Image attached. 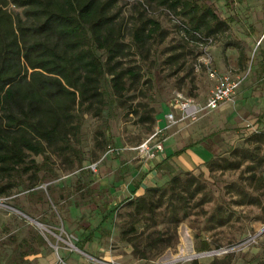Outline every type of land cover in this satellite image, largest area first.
Listing matches in <instances>:
<instances>
[{
  "label": "rangeland",
  "instance_id": "rangeland-1",
  "mask_svg": "<svg viewBox=\"0 0 264 264\" xmlns=\"http://www.w3.org/2000/svg\"><path fill=\"white\" fill-rule=\"evenodd\" d=\"M137 2L119 0L116 6L118 20L125 28L123 41L130 45L118 63L138 72L133 88L120 100L111 101L100 114L82 115L78 135L71 140L69 150L63 156H50L48 166L53 173L48 176L45 170L41 171L37 174L40 180L31 188L18 186L0 194L3 203L0 206V264H8L9 260L10 264H34L33 252L51 256V264H56L57 256L71 264H88L82 254L69 250L66 244L79 245V239L85 234L79 230L80 225H90L92 229L83 249L85 253L96 257L105 251L109 258L123 264H166L173 259H177L175 264H190L192 260L206 264L211 261L214 264H264V230L255 243L246 248L233 249L223 255L190 258L201 245L228 247L264 225L261 217L264 209V33L263 38L258 37L264 29V0H198L209 5L225 23L223 30L212 34L208 50L210 67L244 78L234 93L233 103L224 106L220 115L215 111L206 112L182 126L212 125L215 132L209 135L208 144L212 146L215 160L219 164L227 160L241 162L238 167L211 172L205 166L202 170H190L196 181L204 185L203 193L209 201L190 210L187 218L178 223L177 244L148 261L132 256L130 246L119 236V229L135 218L129 202L133 198L124 200L114 212L106 215L89 211L78 217L68 206L85 199L91 203L84 209L100 205V200L92 201L94 186L91 187L90 182L96 185L94 180H88L87 186L75 179L78 175H85L87 179L99 176L106 160V165L110 166L115 159L108 157L100 161L94 174L85 169L88 163L101 158L105 145L134 147L152 132L156 117L162 116L159 113L175 91L201 102L214 85L201 63L202 48L195 42L183 40L175 26L177 23L163 7L151 5L143 9ZM139 13L153 18L159 26V33L153 34L142 50L132 46L129 35V28ZM173 15L186 25L184 18ZM240 53H245L243 66L237 64ZM147 114L154 115L152 123L142 118ZM252 134L259 135L261 140L251 139L255 137H251ZM231 149H236L235 155H231ZM241 149L255 153V159H241L238 156ZM35 159L40 161V157ZM215 206L227 216L223 225L205 222ZM161 210L155 208L157 213ZM95 226L107 227L109 231L99 238L100 229ZM56 236L59 239L56 240Z\"/></svg>",
  "mask_w": 264,
  "mask_h": 264
},
{
  "label": "trees",
  "instance_id": "trees-1",
  "mask_svg": "<svg viewBox=\"0 0 264 264\" xmlns=\"http://www.w3.org/2000/svg\"><path fill=\"white\" fill-rule=\"evenodd\" d=\"M118 1L0 0V194L18 186L31 188L40 180L37 174L41 171L48 176L53 173L48 166L50 156L69 150L82 115L100 114L133 88L138 72L118 63L130 48L123 41L125 28L118 20ZM137 4L143 9L160 6L184 18L187 29L175 26L185 42H196L188 29L212 36L225 27L213 9L198 0H138ZM139 17L129 35L132 46L142 50L159 33V26L151 17L140 13ZM243 63L240 55L237 64ZM142 118L152 123L154 115ZM251 137L261 140L259 135ZM234 152L236 149L230 150L231 155ZM238 156L254 160L256 154L242 150ZM240 162L219 164L211 156L204 166L211 172L238 167ZM169 169L164 184L147 187L129 201L135 218L119 229L132 256L144 261L174 247L178 223L190 210L209 201L204 185L190 171ZM47 197L51 201L49 191ZM155 208L162 210L157 213ZM261 215L264 220V209ZM226 221L219 206L205 217L211 225ZM75 245L81 249L80 242ZM209 248L201 245L196 251ZM190 264L206 263L192 260Z\"/></svg>",
  "mask_w": 264,
  "mask_h": 264
},
{
  "label": "crops",
  "instance_id": "crops-1",
  "mask_svg": "<svg viewBox=\"0 0 264 264\" xmlns=\"http://www.w3.org/2000/svg\"><path fill=\"white\" fill-rule=\"evenodd\" d=\"M263 33L264 29L259 32L258 37L261 38ZM240 55H243L245 61V53H240ZM229 104L230 103H225L209 112L215 111L220 115V113L223 112L224 106H228ZM167 107L166 103L159 114L163 116ZM162 116L156 117L155 125H162ZM182 125L184 124L175 125L164 131L161 136L162 150L158 151L154 157H140L129 149L120 151L118 155L110 153L105 154L102 160L108 157L115 160L112 161L110 166L106 165L108 163L106 161L108 160L103 162L101 165V174L99 176L94 179L89 177L87 179L85 175H78L75 179L78 180V183L81 185H87L88 180H94L96 185H94L93 181L90 182V186H94V188L92 187V189H94L92 201L100 200V205H94L92 208L84 209L88 203H91L88 201L89 199H85V201L81 200L79 204L74 203L68 206L77 212L78 217H81L83 212L89 211H91L92 214L98 212L99 214L106 215L108 212H114V208L124 200L142 194L147 187L164 184L169 178V167L181 171H190L197 168L202 170L204 163L213 155L212 146L208 143L211 137L209 135L215 132V129H213L212 125L199 128V124L197 123L185 127ZM204 131L208 133L205 134ZM95 172H92V174ZM96 227L97 226L94 228ZM98 229H100L99 238L104 237V234H107L109 231L107 227ZM79 230L85 233L83 238L79 239L82 249H85L86 243L92 234V229L90 225L89 227L80 225ZM94 248L96 249V247ZM103 253V255H97L96 257L109 258L105 251H103ZM33 254L32 256H34V258L32 259L34 260V264H51V256H42L38 253L36 254V252H33Z\"/></svg>",
  "mask_w": 264,
  "mask_h": 264
},
{
  "label": "built area",
  "instance_id": "built-area-1",
  "mask_svg": "<svg viewBox=\"0 0 264 264\" xmlns=\"http://www.w3.org/2000/svg\"><path fill=\"white\" fill-rule=\"evenodd\" d=\"M166 13L172 18L174 22H176L177 26L181 30L187 29L186 25L177 19V17H173V13L168 11V9L163 8ZM189 34L196 39V44H198L202 48V56L201 63L206 70L207 76L210 79L214 80V85L209 91V94L203 101H197L194 98L184 95L179 91H175L170 99L167 101V110L163 113L162 116V125H155L152 132L149 133L141 142H139L134 147H120L114 145H106L101 158L97 161L88 163L85 166L90 172H95L98 163L102 160L103 156L107 153L118 155L120 151L124 149L135 150V153L140 157L151 158L156 155L158 151L162 150V139L164 131L167 129L178 125V124H187L195 121L200 117V115L217 109L221 105L225 103L233 102V96L236 88L242 82L244 76L240 75H232L230 72H217L214 68L210 67L208 50L211 44V37L209 35H204L196 30H187ZM0 206H3V203L0 199ZM12 209V208H10ZM45 232L50 233V231L39 223L38 225ZM264 230V225L261 229L252 234H247L244 238L228 247H216L209 248L202 251H196V253H191L190 258H204L211 257L216 255H223L233 249H242L247 246L255 243L256 239L259 237L260 233ZM59 237L56 236V240ZM55 240V242H56ZM71 251H77L82 254L88 264H123L119 263L112 258H99L92 256L90 254L85 253L81 249L77 248L70 242H66ZM54 250H56V245L54 244ZM189 258V257H188ZM177 259H173L170 262H166V264H175ZM56 264H71L61 257L57 256ZM165 264V263H161Z\"/></svg>",
  "mask_w": 264,
  "mask_h": 264
},
{
  "label": "water",
  "instance_id": "water-1",
  "mask_svg": "<svg viewBox=\"0 0 264 264\" xmlns=\"http://www.w3.org/2000/svg\"><path fill=\"white\" fill-rule=\"evenodd\" d=\"M23 215V214H22ZM34 224H36V225H39V223L38 222H36V221H34V220H32V219H30Z\"/></svg>",
  "mask_w": 264,
  "mask_h": 264
}]
</instances>
